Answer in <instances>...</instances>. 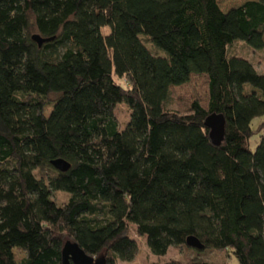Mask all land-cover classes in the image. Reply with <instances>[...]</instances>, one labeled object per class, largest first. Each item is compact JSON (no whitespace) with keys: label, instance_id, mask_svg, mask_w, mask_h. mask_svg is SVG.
Returning <instances> with one entry per match:
<instances>
[{"label":"trees","instance_id":"16d2710c","mask_svg":"<svg viewBox=\"0 0 264 264\" xmlns=\"http://www.w3.org/2000/svg\"><path fill=\"white\" fill-rule=\"evenodd\" d=\"M237 41L264 50V0L226 12L219 0H0V264H63L67 240L131 264L132 228L157 258L232 249L264 264V74L230 52ZM194 76L208 78V107L168 110ZM213 114L226 119L220 146Z\"/></svg>","mask_w":264,"mask_h":264},{"label":"rangeland","instance_id":"374dc122","mask_svg":"<svg viewBox=\"0 0 264 264\" xmlns=\"http://www.w3.org/2000/svg\"><path fill=\"white\" fill-rule=\"evenodd\" d=\"M247 1L251 0H219V5L223 11H228L234 7L240 6ZM234 55L245 57L255 65L260 74H264V50L256 51L249 47L243 41H237L230 50ZM121 84L125 85V81ZM126 86V85H125ZM209 101V88L208 78L206 76H194L191 82L183 87H176L171 89V97L167 105L168 110L179 112L182 115L191 114L192 105L196 102L200 103L204 108L208 107ZM51 109L48 108L47 112L50 113ZM130 109L127 105L122 104L116 111V117L120 122V127L124 129L126 122L130 119ZM263 124V125H262ZM255 128H264V117L254 121ZM264 135V130L262 132ZM262 134L256 135L251 141V149L254 151L260 142ZM54 199L63 204L68 200V196L63 193H56ZM132 237L137 241L139 246V253L131 264H166L171 261H178L187 264L191 260L199 257L206 261L218 264H239L235 257L233 250L229 249L223 252L205 251L201 253L203 256H198L187 248L172 247L168 254L163 258H157L152 255L148 249L146 239L139 237L135 230L132 228ZM22 251H16V260L20 262L24 258Z\"/></svg>","mask_w":264,"mask_h":264},{"label":"water","instance_id":"95a60500","mask_svg":"<svg viewBox=\"0 0 264 264\" xmlns=\"http://www.w3.org/2000/svg\"><path fill=\"white\" fill-rule=\"evenodd\" d=\"M33 40L41 48L45 43L51 42L53 39H44L38 35L33 36ZM205 126L210 130V138L214 145L220 146L226 134V119L223 115L213 114L209 116L205 122ZM52 165L60 172L66 173L71 169V165L65 160H56ZM187 245L197 250H204L205 247L195 237L187 240ZM63 264H107L105 257L98 258L88 255L77 243L67 240L64 245L62 254Z\"/></svg>","mask_w":264,"mask_h":264}]
</instances>
